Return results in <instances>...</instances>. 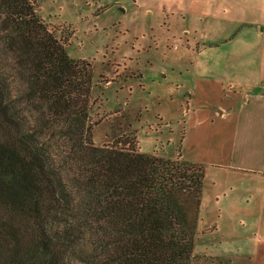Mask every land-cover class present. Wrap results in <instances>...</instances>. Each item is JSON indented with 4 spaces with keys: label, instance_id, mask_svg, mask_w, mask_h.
Here are the masks:
<instances>
[{
    "label": "trees",
    "instance_id": "16d2710c",
    "mask_svg": "<svg viewBox=\"0 0 264 264\" xmlns=\"http://www.w3.org/2000/svg\"><path fill=\"white\" fill-rule=\"evenodd\" d=\"M91 67L0 0V264H190L205 164L96 145Z\"/></svg>",
    "mask_w": 264,
    "mask_h": 264
},
{
    "label": "rangeland",
    "instance_id": "374dc122",
    "mask_svg": "<svg viewBox=\"0 0 264 264\" xmlns=\"http://www.w3.org/2000/svg\"><path fill=\"white\" fill-rule=\"evenodd\" d=\"M34 1L47 28L65 40L68 56L91 67L89 115L96 145L128 140L132 133L143 153L213 159L204 150L213 128L205 117L202 83L210 90L218 78L236 75L202 73L218 55L215 48L198 54L196 42L206 30L204 22L187 12L167 21L161 5L169 0H139V5L133 0ZM199 2L185 0V5L193 9ZM216 175L220 180L227 177L223 171ZM213 189L206 190L208 208L215 204ZM212 225V217L205 216L201 226ZM211 238L210 233L196 234L190 264H218L200 255L213 251Z\"/></svg>",
    "mask_w": 264,
    "mask_h": 264
},
{
    "label": "crops",
    "instance_id": "0c3cea01",
    "mask_svg": "<svg viewBox=\"0 0 264 264\" xmlns=\"http://www.w3.org/2000/svg\"><path fill=\"white\" fill-rule=\"evenodd\" d=\"M161 9L167 21L187 12L204 22L206 30L196 42L198 54L207 48L218 53L211 66L204 67V75H236L218 78L210 90L202 83L208 107L205 117L213 128L204 150L213 159L191 160L181 154L209 165L197 234L212 235L213 251L200 255L218 264H264V0H201L193 9L186 7L185 0H169ZM200 155L204 154L200 151ZM219 171L227 177L218 179ZM207 186L216 196L209 208ZM205 216L212 217V227L201 226Z\"/></svg>",
    "mask_w": 264,
    "mask_h": 264
}]
</instances>
